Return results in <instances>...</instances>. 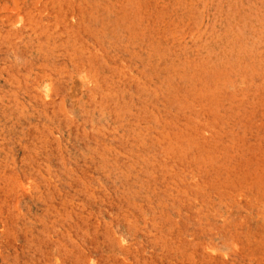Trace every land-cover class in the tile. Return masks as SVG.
<instances>
[{"label": "rangeland", "instance_id": "rangeland-1", "mask_svg": "<svg viewBox=\"0 0 264 264\" xmlns=\"http://www.w3.org/2000/svg\"><path fill=\"white\" fill-rule=\"evenodd\" d=\"M0 264H264V0H0Z\"/></svg>", "mask_w": 264, "mask_h": 264}]
</instances>
